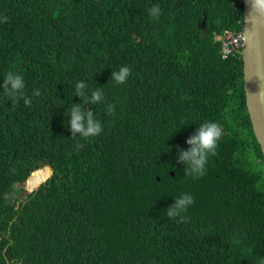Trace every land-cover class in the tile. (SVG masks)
I'll return each mask as SVG.
<instances>
[{"label":"trees","instance_id":"trees-1","mask_svg":"<svg viewBox=\"0 0 264 264\" xmlns=\"http://www.w3.org/2000/svg\"><path fill=\"white\" fill-rule=\"evenodd\" d=\"M156 4L159 19L148 12ZM5 16L0 86L18 72L32 102L13 106L0 87V264L264 260V155L242 56L223 57L216 39L243 29V0H0ZM121 66L131 74L117 85ZM79 81L104 101L83 104ZM74 103L93 111L99 136L71 137ZM207 121L224 135L193 178L177 146ZM36 175L18 197L17 183ZM184 193L195 203L177 223L166 208Z\"/></svg>","mask_w":264,"mask_h":264},{"label":"clouds","instance_id":"clouds-1","mask_svg":"<svg viewBox=\"0 0 264 264\" xmlns=\"http://www.w3.org/2000/svg\"><path fill=\"white\" fill-rule=\"evenodd\" d=\"M257 3L264 7V0H257ZM150 18L159 19L162 10L158 4L153 5L148 9ZM8 17H3L0 22H7ZM131 74V69L128 66H121L119 70H114L111 74V80L117 85L126 83ZM3 96L11 100L13 106L23 99L25 106L31 105V99L25 94V82L23 76L14 71H8L4 78L2 86ZM88 85L84 81L76 83V95L81 97L83 104H97L104 101L103 92L100 89L91 92L89 97ZM34 96H40L39 89L33 90ZM190 97H182L189 99ZM106 114L115 115V105L109 104L106 107ZM71 130V137L77 135L82 138H90L99 136L103 131L101 122L95 118L93 111H85L81 103H74L70 109V120L67 124ZM224 135L223 128L218 122L207 121L199 124V127L186 139V143L190 146L187 149L178 148L177 163L185 164V175L193 178H200L206 174V164L209 156L217 154L218 144ZM195 203L194 197L189 193H184L175 198L173 204L166 209V215L169 218L176 219L177 223H185L190 219L185 214L189 206ZM178 218V219H177ZM259 264H264V260L259 261Z\"/></svg>","mask_w":264,"mask_h":264},{"label":"water","instance_id":"water-1","mask_svg":"<svg viewBox=\"0 0 264 264\" xmlns=\"http://www.w3.org/2000/svg\"><path fill=\"white\" fill-rule=\"evenodd\" d=\"M202 28L204 32L207 31L205 20L202 22ZM243 34L245 101L255 137L264 155V7H261L257 0H243ZM45 167L52 169V175V166Z\"/></svg>","mask_w":264,"mask_h":264},{"label":"built area","instance_id":"built-area-1","mask_svg":"<svg viewBox=\"0 0 264 264\" xmlns=\"http://www.w3.org/2000/svg\"><path fill=\"white\" fill-rule=\"evenodd\" d=\"M223 38L225 39L223 42V57H227L230 54H232V56H242L245 47L243 29H241V31L226 29Z\"/></svg>","mask_w":264,"mask_h":264},{"label":"rangeland","instance_id":"rangeland-1","mask_svg":"<svg viewBox=\"0 0 264 264\" xmlns=\"http://www.w3.org/2000/svg\"><path fill=\"white\" fill-rule=\"evenodd\" d=\"M205 29V28H204ZM226 30V29H225ZM224 30V31H225ZM224 31L220 34V35H217L216 36V39L217 40H220L221 41V53H222V56H223V42H224V38H223V34H224ZM206 33V32H204ZM42 168H47V167H42ZM41 169V168H40ZM54 171V170H53ZM34 174V173H33ZM51 175V174H50ZM49 175V176H50ZM53 175V174H52ZM51 175V176H52ZM33 176V175H31ZM30 176V178H31ZM40 181V177H37L35 180L33 181H28V182H18L17 185H16V188L20 189L19 193H18V197H20L21 199L24 198L25 196H27L30 192V190L32 189V187H34L36 184H38ZM14 195V194H13ZM19 205V203L17 204V206Z\"/></svg>","mask_w":264,"mask_h":264},{"label":"bare ground","instance_id":"bare-ground-1","mask_svg":"<svg viewBox=\"0 0 264 264\" xmlns=\"http://www.w3.org/2000/svg\"><path fill=\"white\" fill-rule=\"evenodd\" d=\"M37 177H40V176H38V175L34 176V179H32L31 181L35 180ZM40 180H41V177H40Z\"/></svg>","mask_w":264,"mask_h":264}]
</instances>
